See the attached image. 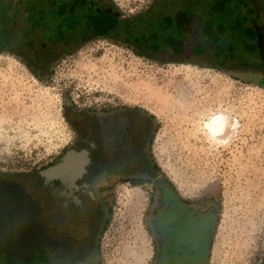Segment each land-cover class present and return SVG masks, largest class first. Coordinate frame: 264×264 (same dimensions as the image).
<instances>
[{
	"label": "rangeland",
	"instance_id": "1",
	"mask_svg": "<svg viewBox=\"0 0 264 264\" xmlns=\"http://www.w3.org/2000/svg\"><path fill=\"white\" fill-rule=\"evenodd\" d=\"M115 1L131 15L152 2ZM251 1L220 0L216 12L212 6L199 9L207 19L203 30L207 24L215 33L217 23L239 26L246 7L250 18L257 16L249 8ZM58 5L59 0L35 1L31 14L48 22L30 29L23 22L28 12L17 0L3 16L7 25L16 27L8 39L11 45L0 38V170L34 172L58 160L73 144L75 130L67 109L78 103L67 96L81 97L84 106L143 109L158 124L153 153L166 178L183 194H204L221 202L209 264H263L264 76L245 67H264V59H248L246 52H239L241 44L230 42L218 55L209 52L218 46H210L208 56L197 59L213 62L219 57L227 68L235 57L242 68L234 66L238 70L233 72L210 64L158 63L104 38L80 39L70 45L76 47L73 52L63 55L64 45L54 40L63 29L56 19ZM28 30L34 51L22 54ZM44 42H50L46 50L39 48ZM216 112L226 113L230 121L219 140L205 128ZM102 184L104 210L96 214L95 259L99 264H150L155 252L148 225L153 186L108 180ZM46 252V262L34 264H57L56 253ZM0 264L27 263L3 254Z\"/></svg>",
	"mask_w": 264,
	"mask_h": 264
},
{
	"label": "flooded vegetation",
	"instance_id": "2",
	"mask_svg": "<svg viewBox=\"0 0 264 264\" xmlns=\"http://www.w3.org/2000/svg\"><path fill=\"white\" fill-rule=\"evenodd\" d=\"M218 1L220 0H152L149 5L131 15L126 14L115 0H59L56 19L63 29L54 40L64 45L61 49L64 51L60 52L63 55L73 52L76 47L69 48L70 45L77 44L80 39L86 42L104 38L128 47L137 54L150 56L158 63L176 61L197 65L210 64L233 72L237 69L234 66L242 68L235 62V57L227 68L219 57L213 62L197 59L204 56L206 58L209 52L218 55L224 48L222 45H225V36L228 34L232 37L235 34V31L225 32L221 23L216 24L221 35L218 31L209 32L208 24L206 30H203L207 19L198 14L199 9L212 6V10L216 12ZM13 2L16 0H0V25H3V28H0V38L2 42L10 45L12 43L8 39L11 37V29L14 33L16 24L7 25L3 16L11 10ZM17 2L28 12L23 20L25 28L30 29L37 27L40 22H48L47 18L31 14L32 0ZM32 42L31 31L28 30L25 41L21 42L22 54H33ZM49 45L50 42L40 43L39 48L46 50ZM210 46H218L219 50L213 48L208 52ZM28 48L30 49L27 50ZM254 59L263 63L256 57ZM44 68V65L40 67L41 70ZM245 69L257 70L253 75L264 76V72H261L264 67ZM67 98L68 101L71 99L78 103V106H70L67 109L75 130V141L72 145L84 144L92 150L89 183L98 199L96 214L104 210L105 195L102 182L108 180L137 185L151 184L153 194L148 211V225L155 252L150 264L159 259L164 246L163 236L170 225L166 208L170 206L172 250L168 251V254L172 257V264H198L203 260L205 246L209 248V264L220 223L221 202L217 197L204 194H183L161 172L153 153L154 136L158 129L155 119L137 107L94 103L84 106L81 104V97L79 100L69 96ZM94 229L95 226L76 257L70 256L63 247H58L54 251L57 255L55 262L99 264L95 259ZM45 249L48 250V247Z\"/></svg>",
	"mask_w": 264,
	"mask_h": 264
},
{
	"label": "water",
	"instance_id": "3",
	"mask_svg": "<svg viewBox=\"0 0 264 264\" xmlns=\"http://www.w3.org/2000/svg\"><path fill=\"white\" fill-rule=\"evenodd\" d=\"M252 2L264 24V0ZM259 35L264 39V30ZM261 41L264 40L259 41L264 59ZM92 158L87 145H71L58 160L34 172L0 170V255L27 264L43 263L47 260L45 247L49 251L63 247L70 256H77L96 225L98 199L89 183ZM166 212L172 225L171 206ZM169 226L154 264H172L168 254L172 250ZM41 249L44 250L38 253ZM208 249L205 246L203 260L198 264H208Z\"/></svg>",
	"mask_w": 264,
	"mask_h": 264
},
{
	"label": "trees",
	"instance_id": "4",
	"mask_svg": "<svg viewBox=\"0 0 264 264\" xmlns=\"http://www.w3.org/2000/svg\"><path fill=\"white\" fill-rule=\"evenodd\" d=\"M32 1H33L32 6H33L34 2L39 1V0H32ZM251 4L252 5L249 8H251L253 10L252 13H254L257 16L252 15L250 18L249 14H248L250 12V10L248 11V7H246L247 9L245 8L244 15H243L244 17L242 16L244 18V21L241 22V24H239V26H234V27H232L230 25L225 26L224 27L225 32L235 31V34L232 37H230L228 35L225 36V38H224L225 39V47L226 48L229 47L230 41H232L235 46H239L240 44L242 45V47L240 48L241 51H239V52L240 53H242V51L246 52L249 55L248 59H252L255 57L256 58L259 57L261 59L263 57V54H262L260 46H259V41L261 40L259 32H263L264 24L259 19L258 14H257V10H256L255 5L253 4L252 1H251ZM227 27H228V30H226ZM238 33H239V35H238ZM253 53H255V54H253ZM253 55H254V57H252ZM247 65L248 66H246V68H249L250 64H247ZM248 70H250L251 73L257 72V70H251V69H248ZM261 72H264V70L261 69Z\"/></svg>",
	"mask_w": 264,
	"mask_h": 264
},
{
	"label": "bare ground",
	"instance_id": "5",
	"mask_svg": "<svg viewBox=\"0 0 264 264\" xmlns=\"http://www.w3.org/2000/svg\"><path fill=\"white\" fill-rule=\"evenodd\" d=\"M229 125V116L224 112L213 113L205 122L207 133L216 140L227 132Z\"/></svg>",
	"mask_w": 264,
	"mask_h": 264
},
{
	"label": "crops",
	"instance_id": "6",
	"mask_svg": "<svg viewBox=\"0 0 264 264\" xmlns=\"http://www.w3.org/2000/svg\"><path fill=\"white\" fill-rule=\"evenodd\" d=\"M181 63H185V64H190V65H197L196 63H188V62H181ZM146 112V111H145ZM147 113V112H146ZM150 115V114H149Z\"/></svg>",
	"mask_w": 264,
	"mask_h": 264
}]
</instances>
